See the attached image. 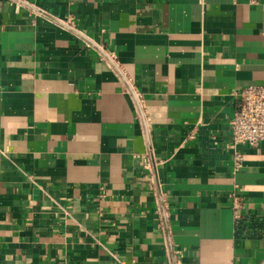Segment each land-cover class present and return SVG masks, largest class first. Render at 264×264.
I'll return each mask as SVG.
<instances>
[{
	"label": "crops",
	"instance_id": "0c3cea01",
	"mask_svg": "<svg viewBox=\"0 0 264 264\" xmlns=\"http://www.w3.org/2000/svg\"><path fill=\"white\" fill-rule=\"evenodd\" d=\"M249 84L264 0H0V264H264V140L226 146Z\"/></svg>",
	"mask_w": 264,
	"mask_h": 264
},
{
	"label": "built area",
	"instance_id": "2783aa9c",
	"mask_svg": "<svg viewBox=\"0 0 264 264\" xmlns=\"http://www.w3.org/2000/svg\"><path fill=\"white\" fill-rule=\"evenodd\" d=\"M253 2V1H251ZM86 45L91 46V43ZM101 55L107 58L110 67L118 72L119 66L116 56L99 46ZM124 82V91L133 95L135 114L138 117L146 119V106L142 95L134 90V86L130 80L123 75L120 77ZM234 97V109L232 116L229 120V136L230 141L226 146L233 150V163L234 169L237 170L242 162V154L237 151L236 147L239 145L247 144L249 146H255L264 140V84H249L236 89L232 93ZM192 132L188 135V138H192ZM146 161L144 168L146 169L145 177L147 179V188L152 191L157 200V212L159 208L164 207L165 203L163 193L156 177L155 166L156 163L152 156V152L146 154ZM102 195L99 196L100 200ZM232 199V209L234 210V216L236 219H240V209L242 208V194L239 191L237 185H234L233 191L229 193ZM174 253L180 255V250H174Z\"/></svg>",
	"mask_w": 264,
	"mask_h": 264
}]
</instances>
